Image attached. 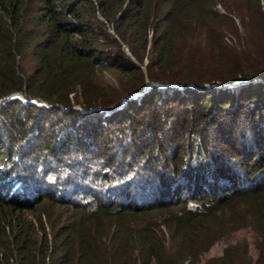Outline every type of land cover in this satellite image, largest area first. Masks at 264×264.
Segmentation results:
<instances>
[{
    "label": "trees",
    "instance_id": "16d2710c",
    "mask_svg": "<svg viewBox=\"0 0 264 264\" xmlns=\"http://www.w3.org/2000/svg\"><path fill=\"white\" fill-rule=\"evenodd\" d=\"M18 90L83 106L53 125L56 160L71 138L87 152L128 126L122 153L155 157L120 159L99 190L73 163L60 198L67 177L82 210L47 213L48 229L20 189L51 200L58 177L18 165L24 146L0 157V264H264V0H0V105L44 126L55 109L7 97Z\"/></svg>",
    "mask_w": 264,
    "mask_h": 264
},
{
    "label": "rangeland",
    "instance_id": "374dc122",
    "mask_svg": "<svg viewBox=\"0 0 264 264\" xmlns=\"http://www.w3.org/2000/svg\"><path fill=\"white\" fill-rule=\"evenodd\" d=\"M263 4V2H261ZM99 14V13H98ZM100 15V14H99ZM101 16V15H100ZM126 51L129 52L128 47L126 45H123ZM145 71V67H144ZM103 78L107 79L108 81H112L115 83V78H114V72H112V69L104 67L103 70L101 71ZM148 83V84H147ZM152 82L147 78L146 85L151 84ZM14 92H17L16 94H13ZM11 94H9L7 97H19L23 101H33L36 102L37 104H44L47 105L48 107H53L55 110L52 112V114L45 119V125L40 126L39 128L33 127V123L31 120L28 119V115H32V112L27 113V110L23 108L24 106L20 105L19 103H4L3 105H0V119L4 122L2 124L0 123V139L2 138L3 142H5V147L2 149V152L0 153V157H3L5 154H15L17 153H22L23 150L21 151V147L24 146V152L26 153V158L23 155L17 156V163L18 165H26V167L31 169V164L36 165V168L42 167L44 164H48L51 167L52 172L57 178L54 182L50 181L51 187L57 188V190L51 191L54 198L51 200H41L40 196H32V193H34V190L30 189L28 187V183L24 187L20 189V192L22 194H27L28 200L24 198L21 199V204L20 206L22 207V211H28V216L36 221V224L38 226L40 225H45L46 228L48 229V221L46 218L47 213H52L54 211H59L62 212V215L65 213L72 214L76 211H81L82 209L77 205L78 202L81 200H85L83 198L84 193L80 192L77 194H74L69 189L72 188L73 183H71L67 177H65V181L67 184L65 185L68 188V193L64 192V195L66 198H60L62 194L61 193V179H63V176L70 172V171H75L74 168H72V164L74 163V166L77 168L78 171L84 170L85 171V179L82 177L83 182L90 180V183L95 184L94 182L91 181L92 178L96 177V181H101L102 180V174L104 172H107L108 170H111V167L116 165L120 159H123L124 157L126 159L133 158V156H137V160H142L143 162H151L155 156L149 157V154L147 155V149L142 150V151H136L139 152L137 154H130L131 151H128V154H124L122 150H120V142L121 141H126V139L129 140L134 136L129 135V132L133 130L132 127L128 126L126 127L125 131H121L120 129H117L114 127H110V129L107 130L104 140H101L100 143L93 145L91 147V150L85 152V151H80L79 148L75 149L73 146L76 145V140L71 138L72 145L70 146L67 151H64L62 155L57 154L58 160H56V157L53 156L54 154L51 151V144L53 142V139L57 137L58 135L56 132L53 133L52 128L53 125H55L56 120L60 121L61 119L67 118L66 116L71 117L72 116V108H79V109H84L83 106L75 101L71 100L67 104H62L58 103L59 105H53L55 103H50L46 101L45 99L34 96L31 98H28L25 96L24 92L21 90L14 91ZM136 91H133L132 94L134 95ZM1 101V100H0ZM6 101V100H4ZM2 101V102H4ZM125 99H123L122 102H124ZM121 105V104H120ZM93 108H102L101 105L97 104L96 106H93ZM59 111V112H58ZM16 115H19V119H16ZM63 117V118H62ZM0 120V121H1ZM165 124V123H164ZM166 129L168 130V134L172 133L171 129L172 126H170V123L166 124ZM4 128V130H3ZM129 131V132H128ZM4 135H3V134ZM195 131L190 130V134L193 135L195 134ZM115 134H121L120 136L115 135ZM173 137H175L172 134ZM121 137V138H117ZM151 136H148V139H151L149 141H153L154 137L150 138ZM210 138V137H209ZM136 138L134 137L133 140ZM176 139V138H175ZM212 136L210 139H208V146L211 145V140ZM177 140V139H176ZM52 141V142H51ZM168 141V140H166ZM70 144V143H68ZM131 148V147H129ZM27 149H31V151L26 152ZM76 151V152H75ZM160 154V153H159ZM157 154V155H159ZM260 156V158H259ZM1 159V158H0ZM259 163L264 161V153L261 152V149H257L255 152V155L252 158ZM61 160V161H59ZM78 161H81L79 163H76ZM76 163V164H75ZM72 165V166H71ZM257 165L252 166V168H256ZM57 171V173H55ZM74 177L73 179H75ZM48 181V180H47ZM94 181V180H93ZM182 182H184L182 180ZM49 183V184H50ZM80 183V182H78ZM96 185V184H95ZM202 185V184H201ZM46 187H49L47 185H44ZM83 185H80V187ZM96 189L100 188V185H96ZM186 187L183 186L182 190L185 192ZM84 190L81 188V191ZM99 190V189H98ZM18 191V190H17ZM8 192V190H7ZM47 192L46 194H48ZM100 193V191H99ZM91 194V191L90 193ZM93 194V193H92ZM93 197H95L94 201H97L98 199H103L107 200L106 196H103V193L99 195L93 194ZM180 199V197H178ZM175 198L174 201L171 202H177L179 200ZM87 200V199H86ZM93 201V202H94ZM117 201V200H116ZM106 202V201H105ZM173 207H178L177 205H173ZM156 211V210H154ZM238 237L245 236L247 235L246 232L240 231L237 233ZM221 244L216 243L212 248H210L209 251H205L204 254L207 255L209 253L213 252H218L220 251Z\"/></svg>",
    "mask_w": 264,
    "mask_h": 264
},
{
    "label": "water",
    "instance_id": "95a60500",
    "mask_svg": "<svg viewBox=\"0 0 264 264\" xmlns=\"http://www.w3.org/2000/svg\"><path fill=\"white\" fill-rule=\"evenodd\" d=\"M148 84V83H147ZM17 92H14L13 94H16Z\"/></svg>",
    "mask_w": 264,
    "mask_h": 264
}]
</instances>
